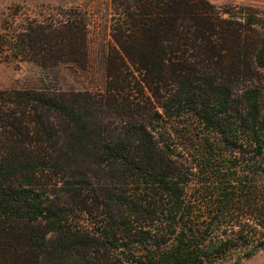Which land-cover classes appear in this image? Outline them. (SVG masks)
Masks as SVG:
<instances>
[{
    "label": "trees",
    "instance_id": "16d2710c",
    "mask_svg": "<svg viewBox=\"0 0 264 264\" xmlns=\"http://www.w3.org/2000/svg\"><path fill=\"white\" fill-rule=\"evenodd\" d=\"M111 7L103 91H0V264H238L264 250V11ZM69 20L14 47L1 34L0 53L81 65ZM185 117L201 125L196 154L169 132Z\"/></svg>",
    "mask_w": 264,
    "mask_h": 264
},
{
    "label": "rangeland",
    "instance_id": "374dc122",
    "mask_svg": "<svg viewBox=\"0 0 264 264\" xmlns=\"http://www.w3.org/2000/svg\"><path fill=\"white\" fill-rule=\"evenodd\" d=\"M209 1L220 7L251 5L264 11V0ZM112 15L111 0H0V35H8L13 47L16 35L31 33L30 27L36 30L62 28L69 19H73L82 28L80 33L85 38L87 48L86 61L81 65L72 60L55 63L41 61L33 55L21 60L15 56L19 53L17 49L0 53V91H103L107 73L106 55L114 46L110 30ZM179 121L169 129L173 142L180 151L198 153L201 151L199 121L194 117L181 118ZM44 180L49 182V190L57 192L56 196H51L56 202L65 200L58 190L61 181L59 176H45ZM75 221L87 222L85 216L79 213ZM238 264H264V250Z\"/></svg>",
    "mask_w": 264,
    "mask_h": 264
}]
</instances>
